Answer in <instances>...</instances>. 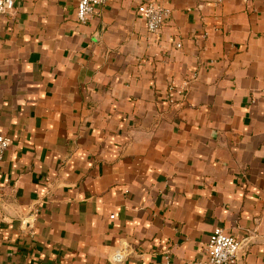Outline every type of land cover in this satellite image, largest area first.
I'll return each instance as SVG.
<instances>
[{
  "label": "crops",
  "instance_id": "obj_1",
  "mask_svg": "<svg viewBox=\"0 0 264 264\" xmlns=\"http://www.w3.org/2000/svg\"><path fill=\"white\" fill-rule=\"evenodd\" d=\"M76 5L0 16V264H210L216 227L264 264V0Z\"/></svg>",
  "mask_w": 264,
  "mask_h": 264
},
{
  "label": "built area",
  "instance_id": "obj_2",
  "mask_svg": "<svg viewBox=\"0 0 264 264\" xmlns=\"http://www.w3.org/2000/svg\"><path fill=\"white\" fill-rule=\"evenodd\" d=\"M220 2L222 0H216ZM108 0H77L76 16L81 23H86L97 9ZM14 9V0H0V16ZM137 11L140 13L148 33H157L166 20L171 17L170 0H137ZM181 43H177L180 47ZM168 100L173 101L172 87L168 89ZM11 139L0 134V160L5 150L10 146ZM250 237L239 238L235 234L216 227L210 233L205 244L207 262L210 264H238L250 249ZM129 254V248L123 244L114 249L109 264H124Z\"/></svg>",
  "mask_w": 264,
  "mask_h": 264
}]
</instances>
